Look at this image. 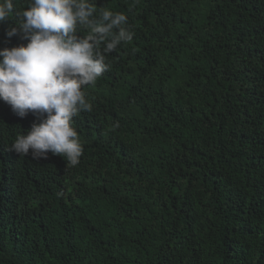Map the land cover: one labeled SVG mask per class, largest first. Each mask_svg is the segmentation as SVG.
<instances>
[{
  "label": "trees",
  "instance_id": "16d2710c",
  "mask_svg": "<svg viewBox=\"0 0 264 264\" xmlns=\"http://www.w3.org/2000/svg\"><path fill=\"white\" fill-rule=\"evenodd\" d=\"M96 6L133 39L84 89L79 163L24 162L0 264H264V0ZM16 26L0 48L27 43ZM33 122L0 101V149Z\"/></svg>",
  "mask_w": 264,
  "mask_h": 264
},
{
  "label": "clouds",
  "instance_id": "9594fccd",
  "mask_svg": "<svg viewBox=\"0 0 264 264\" xmlns=\"http://www.w3.org/2000/svg\"><path fill=\"white\" fill-rule=\"evenodd\" d=\"M13 15L17 26L5 35L27 43L0 48V101L35 122L0 149V208L24 191V162L56 167L62 155L79 163L83 145L73 118L92 110L84 89L108 70V54L134 36L123 12L96 0H26L22 8L0 0V24Z\"/></svg>",
  "mask_w": 264,
  "mask_h": 264
}]
</instances>
